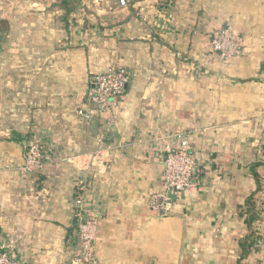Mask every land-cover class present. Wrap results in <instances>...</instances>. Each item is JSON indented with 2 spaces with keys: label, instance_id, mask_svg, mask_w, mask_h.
Wrapping results in <instances>:
<instances>
[{
  "label": "crops",
  "instance_id": "1",
  "mask_svg": "<svg viewBox=\"0 0 264 264\" xmlns=\"http://www.w3.org/2000/svg\"><path fill=\"white\" fill-rule=\"evenodd\" d=\"M66 3L0 0V245L17 264H79L86 179L97 264H239L246 201L256 192L264 207V167L259 191L251 171L264 160V0ZM227 24L245 53L224 62L210 41ZM111 67L131 77L114 122L95 106L81 118L91 78ZM180 133L196 169L166 208ZM29 138L49 158L34 174L21 169ZM261 234L251 264H264V222Z\"/></svg>",
  "mask_w": 264,
  "mask_h": 264
},
{
  "label": "built area",
  "instance_id": "2",
  "mask_svg": "<svg viewBox=\"0 0 264 264\" xmlns=\"http://www.w3.org/2000/svg\"><path fill=\"white\" fill-rule=\"evenodd\" d=\"M125 6L127 0H120ZM210 47L221 61H229L232 58L245 53L244 43L234 32L231 24L217 28L211 32ZM130 74L126 68L111 67L91 78L86 93L87 107L78 109L77 114L83 119H91L93 109L100 116H105L108 123H113L119 108V99L125 93L130 82ZM179 144H168L167 154L164 159V188L158 194L163 199L162 206L169 208L178 193L186 192L192 186L196 164L191 153L189 136L185 133L176 135ZM24 161L21 169L27 174H34L46 165L49 159L44 151L43 145L34 138L23 142ZM101 154L96 153L95 159H101ZM87 180L78 185V206L75 209V227L77 230V241L81 247L77 262L97 264L96 234L98 221L96 216L86 206L84 196L87 192ZM0 264H17L0 245Z\"/></svg>",
  "mask_w": 264,
  "mask_h": 264
},
{
  "label": "trees",
  "instance_id": "3",
  "mask_svg": "<svg viewBox=\"0 0 264 264\" xmlns=\"http://www.w3.org/2000/svg\"><path fill=\"white\" fill-rule=\"evenodd\" d=\"M58 4L64 7L67 3L66 0H58ZM65 8L67 9L65 14L67 16L72 8ZM260 167H264V160L254 162L251 166V171L258 184V191L262 188V180L260 174L258 173V169ZM244 211L246 216L247 230L246 234L239 240L241 252L238 258V263L251 264V259L249 261L248 259L254 251L257 252V246L259 241L262 239L261 224L264 222V207L257 205L256 192L251 194L246 201V208Z\"/></svg>",
  "mask_w": 264,
  "mask_h": 264
},
{
  "label": "water",
  "instance_id": "4",
  "mask_svg": "<svg viewBox=\"0 0 264 264\" xmlns=\"http://www.w3.org/2000/svg\"><path fill=\"white\" fill-rule=\"evenodd\" d=\"M3 42L2 28L0 27V43ZM79 264H90L86 262H79Z\"/></svg>",
  "mask_w": 264,
  "mask_h": 264
}]
</instances>
